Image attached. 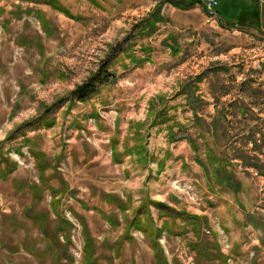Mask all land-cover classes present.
<instances>
[{"label": "rangeland", "instance_id": "obj_1", "mask_svg": "<svg viewBox=\"0 0 264 264\" xmlns=\"http://www.w3.org/2000/svg\"><path fill=\"white\" fill-rule=\"evenodd\" d=\"M136 1L0 0V264H152L151 247L142 245L146 238L139 244L128 240L122 247L105 243L114 230L104 216L121 212L127 219L140 205L149 213L174 215L173 234L161 242L169 264H193L184 240L198 244L189 242L194 238L208 247L218 240L229 264H264V0H251L252 8L248 7L258 9V20L242 19L259 28H236L232 22L233 27L222 30L200 28L209 18L204 0L189 12L156 0L154 7L176 9L174 23L194 24L181 28L185 30L179 32L184 40L179 58L160 64V77L152 83L162 88L183 81L182 93L198 103L205 119L189 127V133L199 131L203 138L192 143L195 153L189 147L176 157L150 154L146 163L123 153L143 143L149 128L138 122L140 106L133 101L140 96L123 84L135 76L149 80L151 71H127L128 66L119 63L124 42L148 31L142 21L133 23L138 18L132 11ZM231 2L218 0L214 9L237 21L241 5ZM42 19L53 33L44 32ZM70 19L79 27L70 25ZM115 46L120 50L111 55L109 83L87 100H74L71 91ZM197 89L208 94L207 100L196 97ZM129 119L133 122L127 127ZM120 131L126 135L121 137ZM117 137L123 141L119 156L113 148ZM152 142L168 147L155 138L151 149ZM193 156L206 160L209 179L203 170L202 180L192 171L191 165H198ZM166 161L180 165L195 180L190 193L181 190L183 179H172L164 187L174 203L161 202L168 212L149 196L158 182L144 169L145 164ZM125 165L129 166L124 171ZM178 170L182 173L177 168L172 175ZM223 172L231 176L236 190L224 185ZM193 215L206 217L209 225L202 231L193 229L195 223L200 226L199 219L189 218ZM187 228L195 234L182 235ZM233 243L252 253L235 255ZM193 257L196 264L199 259L201 264H221L215 256Z\"/></svg>", "mask_w": 264, "mask_h": 264}, {"label": "crops", "instance_id": "obj_2", "mask_svg": "<svg viewBox=\"0 0 264 264\" xmlns=\"http://www.w3.org/2000/svg\"><path fill=\"white\" fill-rule=\"evenodd\" d=\"M202 0H200L201 2ZM136 5L132 7V11L136 13V18L133 20V23H137L138 21H141L145 18H147L150 14L152 9H154L156 0H137ZM239 11L247 9L248 7L252 8V1L251 0H233V3L231 4H239ZM219 4V3H218ZM171 5V4H170ZM46 6V5H45ZM195 5L191 6L194 7ZM191 7L187 9H181L182 11L189 12L190 10H194ZM57 10V9H55ZM131 9H128L127 11H130ZM176 9H170L167 7V5H163L161 8V15L163 19L161 21L156 22L155 30L151 33H145L143 35H136L134 37L133 44L132 41L129 40L128 42H124L127 46L122 52H119L120 55H122L121 59L122 61H119V63L126 64L128 68L127 71H133L136 72L138 70L141 72V70H150L151 75L149 77V80H145V77L142 76H135L132 78L131 81L127 83H124V88L127 90H133L135 93H138L137 96H140L138 99L135 97L133 104L139 105L140 107L137 108V114L142 115L140 117V122L143 125H146V129L148 128V132L146 134V139L143 142L145 145V150L147 151L148 157L150 154L154 155H172L178 156L182 155L183 153H187V148L190 150V148L193 150V147H191L190 139L193 141V144L196 143V140L202 141V136L200 135V132L189 133V127L190 125L195 124V115L192 112H195L198 117L201 119H205L204 115L200 114V107L198 103H195L194 101L191 102L189 97L187 96L186 92L182 93V88L184 87L183 81H180L179 83H172L168 86L157 88V85L155 83H152V80L156 81L160 77L159 74V65L166 62V60L173 59V58H179L180 52H177L178 49L182 46L184 43V40L181 39V28H185L188 24H194L192 21H188L189 23H183V24H176L174 23L173 14H176L174 12ZM59 11V10H57ZM204 10V14L206 16L207 11ZM217 13V19H211L206 18L205 21H203V24L200 26V28L204 29L206 28H214V29H220L222 30L223 27H233L232 22H235V20L230 21L228 16H224L225 14L221 9H216ZM72 22H74L72 19H70ZM43 28L45 33H53L54 31L50 30L47 23L42 19ZM221 23V26L219 25ZM70 25L74 26V28L79 27L78 24L69 23ZM236 28L240 26H235ZM186 28H193L192 26H188ZM60 29V28H59ZM198 35L200 32L197 33ZM171 39L173 41H171ZM131 44V45H130ZM168 44H171L172 47H168ZM168 47V48H167ZM132 52V53H131ZM118 54V55H119ZM96 60V59H95ZM121 63V64H122ZM134 67V68H133ZM188 92V91H187ZM155 93H157L155 95ZM196 97H199L198 99L207 100L206 96H208L207 93H202L201 90L197 89L195 90ZM199 94V95H198ZM142 97V100H141ZM110 106V105H109ZM110 112V111H109ZM138 120V117L135 119ZM131 122L132 119H131ZM130 119L127 121L126 126L129 127L131 125ZM119 129V127H117ZM192 130H197V126H192ZM135 132H138L137 129H134ZM145 129H143L144 131ZM121 132V131H120ZM116 133H113V136H115ZM126 135V131L121 132V137L123 135ZM133 132H129L128 135L133 136ZM112 136V137H113ZM118 138V143L113 145L114 152H116V156H119L121 147H122V140H120V137ZM155 138H160L166 141L168 147H165V149L160 148L158 145L154 144L152 142V149L150 147L151 140ZM114 139V138H113ZM187 141V142H186ZM189 145H188V144ZM190 147V148H189ZM160 151V153H159ZM204 151V148H203ZM109 157L111 160L112 157V150L111 146L109 145ZM126 157H129L127 155ZM195 159V156H193ZM186 161V159H184ZM192 163V162H191ZM182 164V163H181ZM199 165V164H198ZM196 163H193L191 165L192 171L196 172V175L198 178L202 180V169L201 166L199 167ZM129 165L122 166V170H126ZM145 170H146V176L153 175L156 177V187H154V190L151 191L150 197L156 200H160V202L166 203L167 205L173 206V198L170 194V191L167 192L164 187L166 185H169V182L172 179H183L185 181L189 180V177L185 175V172H183V168L180 165H174L170 162L166 161L163 162H157L152 164H145ZM180 169L182 173L175 172V176L172 175V171H176ZM181 177H180V176ZM146 178V177H145ZM144 181V180H143ZM148 182V181H147ZM146 185L149 184V182ZM114 183V182H113ZM120 195H123L122 191H120ZM112 195H109V197L106 196V199L110 202ZM121 202V197H116ZM126 202V201H125ZM140 202V201H139ZM125 209L124 211H126ZM123 214H109L107 218L104 216V220L107 222V225L110 228H112L114 231H112L111 234L106 237L105 243L110 246L114 247H122L128 240H131L133 242H136L137 244L140 243V238H146L147 241H143L142 245L150 249L153 255V263L157 264V260L155 258L154 249L151 244V237L149 236V230H140L137 229L131 225V220H139L141 223H145L149 221L150 224L153 225V228L160 230V235L158 236L157 240L159 241L160 247L158 248V251L161 253L163 252L164 256L166 257L167 263L169 262V258H167L165 252H164L162 243L166 239V235L168 236L171 233V226L176 223L174 222L173 218L169 214H162V213H154L153 210H151V213L147 211H142L139 214H136L131 212L130 215L127 216V219L122 218ZM146 219H148L146 221ZM200 223V226L195 228L202 229L208 224L206 222V217H203V219L200 217L198 220ZM184 226V225H183ZM190 230V231H189ZM201 230V231H202ZM118 231L117 236L111 237V235H114ZM189 231V232H188ZM192 233L195 234L196 231L193 229H186L182 233ZM167 233V234H166ZM180 235V233H178ZM189 242H197L202 247H192L191 245H194V243L189 244L187 243V240H184V243L188 245L187 251H189L188 256L193 259V264H196V261L194 262L193 256H198L199 258L208 259L215 256V258L221 263V264H229L226 258V255L223 253L221 249V245L219 246L218 240L213 241L214 243L211 244V247H208V245H204L199 242L196 238L193 240L190 239ZM221 242V241H220ZM196 244V243H195ZM236 243L231 244V251L237 255L239 251H245L246 253L249 252L250 254L252 251L249 249V247H236ZM223 248V247H222ZM260 248V247H257ZM264 249V247H263ZM157 251V249L155 250ZM210 251H214V255L210 253ZM201 255H204L203 257ZM199 264H201L202 259H199L197 261ZM169 264V263H168Z\"/></svg>", "mask_w": 264, "mask_h": 264}, {"label": "trees", "instance_id": "obj_3", "mask_svg": "<svg viewBox=\"0 0 264 264\" xmlns=\"http://www.w3.org/2000/svg\"><path fill=\"white\" fill-rule=\"evenodd\" d=\"M165 1L170 3L171 5H174V6L178 7V8H180V9H187V8L195 5L196 3H200L199 0H165ZM254 8H255L254 10L248 9V8L244 9V10H241V12H239L240 13L239 14V19L237 21L235 20L234 25H236V26L237 25L238 26L245 25L247 23H244L242 21V19H245V20L246 19H254L255 16H256V19L258 20L260 12L258 11V9L256 7H254ZM55 9H57L59 11H62V10H60L57 7ZM244 14H249V15L248 16H244ZM162 19H163V17L161 15V4H159L156 7H154L153 11L151 12V14L147 18L141 20L142 22L140 24L147 28V30H148L147 33H151V32H153L155 30L156 22L161 21ZM138 26L139 25H135V28L138 27ZM142 26H140V27H142ZM252 26H254L255 28L258 27L255 24L248 25L247 27H252ZM116 48H118V47L115 46V47L112 48L111 54L108 55L107 58L104 59L100 63L99 67L97 68V70L94 73L89 75V77L84 82H82L81 84L76 86L71 91V97L74 98V100H78V101L87 100L90 97H92L93 95H95L98 92L99 88H101L103 85H107L109 83V80L111 79V77H113L112 72L109 70L110 60L112 59L111 55L115 54V53L117 54V52L120 50V49H116ZM202 122H203V120L200 117H198L197 114H196L195 115V123L200 124ZM254 141H257V140H254ZM190 142H191V145H192L193 149L195 150L196 147L193 146V144H192L193 141L191 139H190ZM255 146H257V145H255ZM123 153L125 155H129V156L131 155V153L135 154V158L139 162H145L146 163L147 160H148V158H147L148 154H147V151L145 150V145L143 143H136L133 146V149H130V150H127V151H123ZM199 158L195 156V159L197 160L198 164L201 166L203 172L206 174L207 179H209V177H208L209 174H208V171L206 169V162H205L206 160L205 161H201ZM34 160H35V162L37 164L40 163V160L37 159V157L34 158ZM114 161L118 162V163L120 162L119 159H115ZM252 166L257 167V164L254 163ZM217 168H218L217 166L214 168V172H215L216 176L218 175ZM217 180L221 182V179H219L218 177H217ZM223 182L225 183L224 184L225 186H228V188H230V189L234 188V187H232L234 185H233V180H232L231 176L227 175L225 172H223ZM229 185H231V186H229ZM232 190H236V189H232ZM153 203L155 205H158V207L163 206L166 209V210L163 209V211H167L168 212V208H166V207H168L167 205H165V204H163V203H161L159 201H154ZM118 205H119L118 206L119 209L122 210L123 207H122L120 202H118ZM142 211H143L142 205H140L135 210V213L139 214ZM169 215L172 218L174 217L172 212H169ZM189 218H192L191 219L192 221H196V220L199 219L198 216H195V215L189 216ZM132 224L137 229L149 230V236L151 237V244H152V247L154 249V254H155V258L157 260V264H168L167 260H166V257L164 256L163 252L160 253L158 251V248L160 247V245H159V241L157 240V238L160 235V230L155 229V228L153 229L152 228L153 226L149 225L150 224L149 221H147L145 223H141L139 220L132 219L131 220V225ZM196 226H197V223H195L193 229H195ZM191 246L192 247H202V246H200V244H194V245H191ZM156 249H157V251H155ZM201 256L203 257L204 255H201Z\"/></svg>", "mask_w": 264, "mask_h": 264}, {"label": "built area", "instance_id": "obj_4", "mask_svg": "<svg viewBox=\"0 0 264 264\" xmlns=\"http://www.w3.org/2000/svg\"><path fill=\"white\" fill-rule=\"evenodd\" d=\"M202 5L204 9L207 11V15L209 18L217 19V12L214 9V7L218 5V0H204L202 2ZM194 182L195 180L189 177V180L186 181V183L184 184L181 190H186V193H190V191L194 190V186H193ZM193 193L191 197L189 196L190 199H193Z\"/></svg>", "mask_w": 264, "mask_h": 264}]
</instances>
